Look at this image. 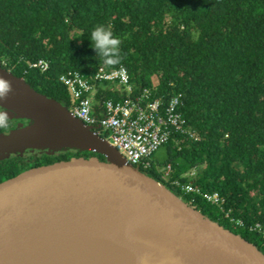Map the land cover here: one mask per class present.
Segmentation results:
<instances>
[{"label":"trees","instance_id":"1","mask_svg":"<svg viewBox=\"0 0 264 264\" xmlns=\"http://www.w3.org/2000/svg\"><path fill=\"white\" fill-rule=\"evenodd\" d=\"M98 24L119 39L118 63L90 47ZM39 59L49 61L47 71L31 66ZM101 66H124L136 91L162 105L181 95L185 132L173 130L163 144L162 170L152 155L139 168L264 253L256 227H264V0H0V67L39 93L71 108L60 76L91 78ZM96 88L97 112L100 102L127 96L117 82ZM77 151L65 154L90 153ZM189 183L199 191L183 190ZM214 192L224 200L205 197Z\"/></svg>","mask_w":264,"mask_h":264},{"label":"water","instance_id":"2","mask_svg":"<svg viewBox=\"0 0 264 264\" xmlns=\"http://www.w3.org/2000/svg\"><path fill=\"white\" fill-rule=\"evenodd\" d=\"M4 82L11 91L0 104L33 122L0 134V153L26 146L90 153L0 182V264H48L79 243L90 264H264L254 243L129 164L65 106L0 67Z\"/></svg>","mask_w":264,"mask_h":264},{"label":"built area","instance_id":"3","mask_svg":"<svg viewBox=\"0 0 264 264\" xmlns=\"http://www.w3.org/2000/svg\"><path fill=\"white\" fill-rule=\"evenodd\" d=\"M41 71L49 69V61L39 59L31 64ZM60 81L72 95L73 104L67 110L104 139H107L121 153L129 164L144 167L149 162L143 159L150 157L163 144L167 143L173 130L185 132V119L180 112L181 95L171 97L167 105L160 100H151L149 92H137L130 83V75L124 66L108 69L101 66L91 78H87L78 70H69L60 76ZM117 82L123 85L126 97L114 101L111 99L100 102L99 112L95 110V100L99 82ZM172 172V165L165 168L163 177L168 179ZM187 175L195 176V168ZM180 184L178 180L174 181ZM186 192H198L192 184H182ZM205 197L214 203L224 200L219 192L206 194ZM264 232V227L256 224Z\"/></svg>","mask_w":264,"mask_h":264},{"label":"flooded vegetation","instance_id":"4","mask_svg":"<svg viewBox=\"0 0 264 264\" xmlns=\"http://www.w3.org/2000/svg\"><path fill=\"white\" fill-rule=\"evenodd\" d=\"M3 117H6L8 121L7 127L0 126V134L4 135L16 129L26 127L33 122L32 119L20 117L15 111L7 109L4 105L0 104V118ZM2 150L4 151V149ZM69 150L74 152L76 149L26 146L13 149L7 154L3 153L4 155L0 157V182L34 166L68 155ZM66 152L68 153L65 154ZM75 152L78 151L76 150Z\"/></svg>","mask_w":264,"mask_h":264},{"label":"clouds","instance_id":"5","mask_svg":"<svg viewBox=\"0 0 264 264\" xmlns=\"http://www.w3.org/2000/svg\"><path fill=\"white\" fill-rule=\"evenodd\" d=\"M89 45L95 50L98 57L104 58L107 64L118 63L120 60V41L114 37L111 27L105 24L96 25L87 37ZM11 91L10 82L0 83V100L7 98ZM6 117L0 118V126L7 127Z\"/></svg>","mask_w":264,"mask_h":264},{"label":"bare ground","instance_id":"6","mask_svg":"<svg viewBox=\"0 0 264 264\" xmlns=\"http://www.w3.org/2000/svg\"><path fill=\"white\" fill-rule=\"evenodd\" d=\"M81 245L83 244L79 243V245H73L69 247V249H67L66 251H61L57 253L56 255L52 257V259L50 260L48 264H90L89 263L90 261L87 260V256L83 254L84 246L79 247ZM152 262H153L152 264H157V262L155 261H152ZM159 264H162V263H159Z\"/></svg>","mask_w":264,"mask_h":264},{"label":"rangeland","instance_id":"7","mask_svg":"<svg viewBox=\"0 0 264 264\" xmlns=\"http://www.w3.org/2000/svg\"><path fill=\"white\" fill-rule=\"evenodd\" d=\"M3 155H4L3 153H0V157ZM168 156H169L168 148L165 145H162L154 152V154L151 157V160L154 161L158 170H162L159 167V165L162 164L164 161H166ZM174 161H178V159H174ZM163 170H165V168H163Z\"/></svg>","mask_w":264,"mask_h":264}]
</instances>
